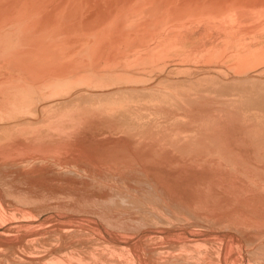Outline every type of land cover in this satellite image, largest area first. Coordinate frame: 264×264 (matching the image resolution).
<instances>
[{
	"label": "bare ground",
	"instance_id": "obj_1",
	"mask_svg": "<svg viewBox=\"0 0 264 264\" xmlns=\"http://www.w3.org/2000/svg\"><path fill=\"white\" fill-rule=\"evenodd\" d=\"M263 10L264 0H0V174H24L27 164L44 162L50 154L89 157L88 149L97 144L110 145L104 158L120 157L119 145H128L133 152L149 150L142 161H154L169 147L194 144L199 134L217 143L221 153L240 155L229 129L241 125L249 137L264 139L259 122L246 127L249 119L233 110L194 119L190 108L200 98H219L236 83H264L263 71L247 77L264 66V51L255 59L223 55L226 62L217 76L201 79L179 52L149 71L147 57L137 55L177 51L181 37L197 22L232 16L242 22L248 12ZM242 34H247L244 26L226 42V52L237 41L239 51L250 53ZM224 67L233 77L226 76ZM105 117L116 123L108 125L105 137H97ZM216 178L241 208L264 209V197L255 191L259 185L253 190L226 173ZM242 195L249 196L243 200ZM239 209L236 213L245 217Z\"/></svg>",
	"mask_w": 264,
	"mask_h": 264
},
{
	"label": "rangeland",
	"instance_id": "obj_2",
	"mask_svg": "<svg viewBox=\"0 0 264 264\" xmlns=\"http://www.w3.org/2000/svg\"><path fill=\"white\" fill-rule=\"evenodd\" d=\"M246 17L242 22L238 16L197 22L181 37L177 51H141L137 57H147L149 71L179 52L198 71L195 77H216L226 62L223 55L251 54L255 59L264 51V10ZM241 26L247 34L240 37L250 53L239 51L237 41L226 52V42ZM254 26L257 31L248 34ZM223 71L233 77L225 67ZM262 71L264 66H259L247 77ZM207 97L190 108L194 119L204 113L236 112L249 119L244 126L256 121L264 127V112H258L264 109V83L240 82L219 98ZM109 121H103L97 137L110 132L108 125L116 122ZM229 133L236 136L240 155L221 153L217 143L199 134V141L181 149L169 147L154 161H142L149 150L133 152L128 145H119L120 157L104 158L110 145L97 144L88 149L89 157L50 154L44 162L27 164L24 174H0V264H264V209L241 208L216 183L226 173L253 190L259 185L262 191H255L264 197V139L249 137L241 125L233 124Z\"/></svg>",
	"mask_w": 264,
	"mask_h": 264
}]
</instances>
